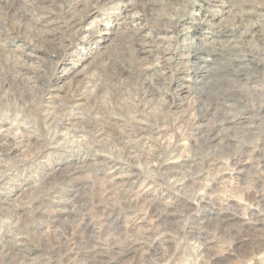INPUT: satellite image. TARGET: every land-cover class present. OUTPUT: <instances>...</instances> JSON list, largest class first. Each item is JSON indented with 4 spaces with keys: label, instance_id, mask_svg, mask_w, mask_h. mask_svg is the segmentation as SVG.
<instances>
[{
    "label": "rangeland",
    "instance_id": "374dc122",
    "mask_svg": "<svg viewBox=\"0 0 264 264\" xmlns=\"http://www.w3.org/2000/svg\"><path fill=\"white\" fill-rule=\"evenodd\" d=\"M0 5V229L26 223L25 209H6L44 173L74 167L70 184L98 199L86 218L111 247L109 264H264V0ZM49 113L70 122L53 138ZM79 117L101 118L116 149L66 137L85 126ZM189 160L211 166L176 186L168 172ZM61 206L47 199L35 217L44 243L71 231V218L51 220ZM42 253L28 254L44 262Z\"/></svg>",
    "mask_w": 264,
    "mask_h": 264
},
{
    "label": "bare ground",
    "instance_id": "6f19581e",
    "mask_svg": "<svg viewBox=\"0 0 264 264\" xmlns=\"http://www.w3.org/2000/svg\"><path fill=\"white\" fill-rule=\"evenodd\" d=\"M0 8H3L2 5H0ZM21 17L22 16L17 12L13 14L14 20L18 23H21ZM106 92L108 93V91ZM110 97L111 96L107 95L109 102L107 100V103L105 104L110 109L117 110V108L113 105V102L111 101L112 99H110ZM100 108L101 107L98 106L96 108L91 106L89 112L96 111L97 113H102L105 111V109ZM79 118H76L78 122L76 123L78 124V126H81V122H83L85 119L83 117L80 119ZM129 121L133 122L136 120L130 119ZM46 122L47 126L50 128V132L48 133L50 135V138L55 137L61 130V128L69 126L67 125L68 123L70 124L68 118L57 116L54 113H49L46 116ZM94 122L95 124L91 121L85 120L83 123L85 124V126L77 129H68L66 131V137H79V139H82L81 142L86 141L85 144L90 145V147L91 145H93V143L98 141L100 142L101 140H103V138H105V146H103L109 149L110 153H112L113 149L116 148L110 141L109 134L105 129V124H103L104 122L101 118ZM90 125H93V127L91 128V132H93V135L91 137H87V139L86 137H80L78 134L81 132H85V129L90 128ZM1 158L5 160V155L3 154L2 150H0V159ZM204 166H206V168ZM210 166V163L206 164L205 160H202L199 163L195 160H189L182 162L181 166L179 167L180 170L169 171L168 175L171 176L176 186H182L186 188L195 183L197 178L201 176V173L203 171H208ZM73 168L57 167L52 169L50 172L44 173L45 176L43 177V184L41 187L40 185L35 186L34 193H32L27 199H17L10 205V207H7L6 210L10 212H15L19 209H25L27 212L28 220L25 224H21L20 222H18L10 228L0 229V264H71L67 262V260L70 258L69 255L71 254L75 256V261L72 264H80V260L85 255H89L93 258L100 257L102 258L104 264H109L110 258H108L106 255L111 247L99 241L101 230H98L97 228L91 226L86 218V215H88V206L95 204L98 205L99 202H95L98 199H94V196L90 195V191H81V189H76L75 186L70 184V180L73 177V175L71 176V173H74ZM64 191L71 192V194L65 195L63 193ZM102 191L104 192L105 189ZM102 191L101 189L98 191L97 188L98 198L99 195L100 197L103 196ZM87 194L89 195V197L86 196ZM47 199H51L53 203L62 205L55 211H51V220L60 221L62 220V217L67 219L71 218L68 220H72L73 225L71 227L70 233L67 234L60 230H53L51 232L52 240L50 242L44 243L37 238V232H35L36 230H34V226H36L37 223H35V217L38 216V214L41 212V206L42 204L47 203ZM104 208L110 209V207L106 205L104 206ZM77 242L82 243V246L77 251H75L73 250V247H75ZM134 244L144 245L146 243L143 240L127 245L124 249H122L123 253L125 254V252L127 251L136 249L134 248ZM32 248L42 250L43 253L41 254V256L46 258L44 262H39L29 257L28 253ZM198 251L201 252V255L203 257L208 256L203 240L200 242V249ZM9 256H13L15 258V261L12 263L9 262ZM211 260L213 259L209 258L208 260H205V262L209 263Z\"/></svg>",
    "mask_w": 264,
    "mask_h": 264
}]
</instances>
